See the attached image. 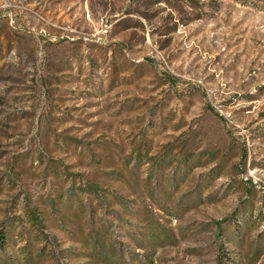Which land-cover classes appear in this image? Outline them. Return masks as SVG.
<instances>
[{
	"label": "rangeland",
	"instance_id": "374dc122",
	"mask_svg": "<svg viewBox=\"0 0 264 264\" xmlns=\"http://www.w3.org/2000/svg\"><path fill=\"white\" fill-rule=\"evenodd\" d=\"M93 222L264 264V0H0V264H104Z\"/></svg>",
	"mask_w": 264,
	"mask_h": 264
},
{
	"label": "trees",
	"instance_id": "16d2710c",
	"mask_svg": "<svg viewBox=\"0 0 264 264\" xmlns=\"http://www.w3.org/2000/svg\"><path fill=\"white\" fill-rule=\"evenodd\" d=\"M82 189V191L86 192L87 194H92L97 199H99L100 196L97 193L96 187L90 184H84ZM120 206L124 208L123 204H120ZM26 215H28L29 219L32 220V222L36 225L40 223V220L37 217L35 219V210L28 211V214ZM149 216L151 217V220L155 222L154 216L152 214ZM118 220L120 221V217ZM93 224L94 222L91 223L90 232L87 236V243L91 248V253L93 256L95 255L100 260H102L104 264H111L113 258L116 257L119 250L115 249L112 242L109 243L110 234L108 233L107 228H105V224L99 222V224L97 225V229L93 227ZM155 226L159 233L155 234L154 232L150 231V233H146L145 236H143L142 240H135V243L137 244V249L146 252V256L151 255L149 248L150 246L154 247L157 245H163L164 243L172 245L175 240L172 236L167 233L165 227L157 223ZM161 236L163 237L161 238ZM26 262H28V258Z\"/></svg>",
	"mask_w": 264,
	"mask_h": 264
}]
</instances>
